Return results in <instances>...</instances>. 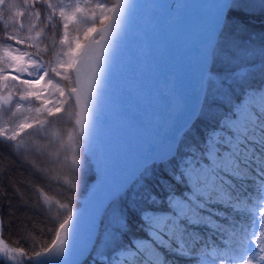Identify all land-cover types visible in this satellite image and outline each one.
I'll return each mask as SVG.
<instances>
[{"label": "snow or ice", "instance_id": "obj_1", "mask_svg": "<svg viewBox=\"0 0 264 264\" xmlns=\"http://www.w3.org/2000/svg\"><path fill=\"white\" fill-rule=\"evenodd\" d=\"M133 8L128 0H0V207L11 190L20 207L32 202L44 226L37 235H54L31 247L0 238V258L264 264V31L250 26L264 19V0L212 8L166 127L138 133L102 173L103 97ZM102 178L107 194L94 197ZM53 181L58 200L47 194Z\"/></svg>", "mask_w": 264, "mask_h": 264}, {"label": "bare ground", "instance_id": "obj_2", "mask_svg": "<svg viewBox=\"0 0 264 264\" xmlns=\"http://www.w3.org/2000/svg\"><path fill=\"white\" fill-rule=\"evenodd\" d=\"M150 1L151 0H134V3H132V0H128L129 3L134 4V8L132 10L131 23H130V26L128 28L126 38L124 40H134L136 37V34L138 33V29L141 28V26H140L141 23H142V26L145 27V30H143V34L139 35V37H141V38L143 37V41H145V39H150L154 33H156V34L161 33V35H162V34H164L163 33L164 30H166L168 33L171 31V28L174 26H175L174 27L175 29L179 28V30L181 32H183V28L184 27L186 28V26H185L186 22H189V25L191 28L190 31L192 33L193 25L196 26L198 23L197 22L198 18L204 15V14H202V12L200 13L198 10H196L197 12L195 14L192 13L193 12L192 7H193V4L196 0H170L166 4V6H165V3L167 0H161L162 1V4H161L162 5V8H161L162 11L160 10L161 14L159 13L160 16L157 17L155 19V22H154L150 17H147V11L149 8V2ZM219 2H220V0H197V3L199 4L197 9H199L200 7H201V9L204 8L206 11L205 16H206V18H209L208 20H204L202 22L201 27L203 28V30L206 28V26L208 25V23L210 21L209 13L211 12L212 8L216 4H218ZM192 22H193V24H192ZM153 25H155V27ZM135 44L132 43L130 45V47L122 48L119 50L118 56L116 58V62L114 64L112 70L115 69L116 67H119L122 65V59H124V57L128 53H130V56H132L134 48H135L134 45L137 46V44H139V42L136 40ZM179 45L181 46V43H179ZM192 52H193V50H186L183 52V54L187 55L188 53H192ZM166 62L168 65L169 64V57H167ZM193 69H195V66L193 67ZM117 75L123 77L124 74L118 73ZM193 75H194V73H191L187 79L188 83L185 82L180 87V90L182 92L184 91V88H185V91L187 90V87L185 85L189 84ZM163 77H164L166 82L170 81L169 77H167L166 75H163ZM113 84L115 85V82ZM169 89L170 88H168L167 91H169ZM173 93L175 94V91ZM121 99H123V98H121ZM164 99L160 103H158L159 107H158L157 112L155 114L153 112L152 116L148 120L149 127L151 130L153 127V131H155V128L157 127V125H159V122L163 119V116H162L163 110L161 107H162V105L163 106L166 105V102H164ZM104 100H106L105 94L103 97L104 111H110L111 106L110 107L106 106L105 104L108 103V101L105 102ZM170 114H171V107H170ZM154 119H155V121H154ZM109 133L111 134V129H109ZM116 137H117V135H116ZM97 186H99V185H97ZM99 192H100V190L97 193H99ZM97 193L94 192L93 194L96 195ZM0 238H1V231H0ZM4 261L6 264H11V262H9V261H6V260H4Z\"/></svg>", "mask_w": 264, "mask_h": 264}, {"label": "rangeland", "instance_id": "obj_3", "mask_svg": "<svg viewBox=\"0 0 264 264\" xmlns=\"http://www.w3.org/2000/svg\"><path fill=\"white\" fill-rule=\"evenodd\" d=\"M170 0H167L165 3L166 4L169 2ZM162 1L161 0H151L149 6L151 7L150 9L148 8L147 11V17L148 15L151 16V19L153 21H155V19L157 17L160 16L161 11H162ZM161 10V11H160ZM160 13V14H159ZM193 24V22H192ZM186 28H190L189 22L185 23ZM191 29V28H190ZM195 29H194V25L192 27V33H194ZM151 54V46L149 44H147L144 47V50L141 54L140 57V63H138L136 66H134L130 71L127 72L126 76H125V90L128 93L129 98H133V96H137V93H141V94H146L149 91V86H150V81H149V77L148 74L142 75V77L139 76L140 73V69L142 64L144 65L146 60L148 59V56ZM128 56V55H127ZM126 56V60L128 59V57ZM133 86H136V89L138 92H132L131 88ZM154 93H153V97L150 99L149 103L150 105L153 107V112L154 114L157 112L158 110V103L159 100L157 99L156 96H154L156 94V92H158L160 90V87H155L154 89ZM115 93V90L112 86H110L106 92V97L108 100H111V98L113 97ZM164 102H166V104H170L171 103V99L170 97H165ZM164 108V107H163ZM143 105L141 102H129L128 99L126 98L125 100H123V102L121 103L120 106V113H119V123L121 125L122 129H126L127 131H135L138 133L139 131V124L141 122V120L143 119ZM111 117V115H109ZM155 121V119H154ZM131 124V125H129ZM53 132H58L55 128H53L52 130ZM162 131L159 132V134ZM96 144H97V149H98V154H99V165L101 168V171L103 173L104 171V161H105V154H104V148L105 145L103 144V141L100 137V135L98 134L97 136V140H96ZM104 154V155H103ZM102 182V179L100 181L97 182L96 185L93 186V190L99 188L100 184ZM99 185V186H97ZM13 202V201H12ZM11 202V209L12 211L10 219L13 220L15 222V226L17 229V232L22 235L23 237H25V234H27V236H31L30 234H35L37 233L40 228L42 227V222L39 219H35V221L37 222H33L31 218L28 217V213L23 211V210H17V207H20L18 205H13ZM22 208V207H20ZM24 212V213H23ZM1 224V221H0ZM2 228V226H1ZM30 233V234H29ZM3 263L5 264V262L3 261Z\"/></svg>", "mask_w": 264, "mask_h": 264}, {"label": "trees", "instance_id": "obj_4", "mask_svg": "<svg viewBox=\"0 0 264 264\" xmlns=\"http://www.w3.org/2000/svg\"><path fill=\"white\" fill-rule=\"evenodd\" d=\"M250 26H251V30L252 31L260 33L262 31H264V19H262L260 17L252 19L250 21ZM256 43L259 44L260 41L258 40ZM62 119H67V118L66 117H62ZM60 122H61V118H56V123L54 125V128H56L57 131H59L60 129L56 125H59ZM4 151H6V150H4ZM7 163H8V161H5V164H7ZM12 166H13V168L19 169V165L15 164V163H13ZM2 170H3V166L0 165V171H2ZM15 176L17 178H21L19 171H17L15 173ZM64 178L66 179L67 177H64ZM25 183H26V181H25ZM3 191H4L3 188H0V195L3 194ZM62 192H63V189L57 186V182L56 181H53L52 182V187L50 188V190L47 191V194L53 200H58V199L61 198V193ZM8 195H9V205H10V207H11V202L12 201H13L12 202L13 205H15V204L18 205L16 203L15 198L11 196V190H9V194ZM22 195H23V199L25 201H27L29 194L28 193H22ZM9 205H3V207H0V221H1V226H2L1 237L6 242H10L11 246L15 247V246H17V244H20V245H23L25 247H31L33 240H36V241L43 240L44 243H49L50 242L49 238H53L54 239V235H52V233H50V232H48L46 234V236H39V235H37V233H35V234H30L29 233L31 235V236H29V237H31V239H25L22 235H20L17 232L16 226H15V222L10 219L11 213L9 211ZM52 206L54 207V205H52ZM45 207H48V205H45ZM16 208H17V210L19 208V210H23V211L27 212L28 213V217L31 218L33 222H37V221H35V219H39L40 220L36 210L32 206V202L31 201L28 202L26 207L20 208V207L16 206ZM43 227L44 226H43V222H42V227L40 228L39 231L43 230Z\"/></svg>", "mask_w": 264, "mask_h": 264}, {"label": "water", "instance_id": "obj_5", "mask_svg": "<svg viewBox=\"0 0 264 264\" xmlns=\"http://www.w3.org/2000/svg\"><path fill=\"white\" fill-rule=\"evenodd\" d=\"M146 111H147V113H148V111H149V109H148L147 107H146ZM144 125H146V122H145ZM99 131H100L101 135L103 136L104 140L107 141V136H106V134H105L104 131H103V122H102V118H101V123H100ZM108 143H109V142H108ZM110 143H111L112 147H114V150H113L112 152H113V155L115 156V155L118 154V149H117V147H116V145H115L114 142H110ZM110 143H109V144H110ZM111 150H112V148H111ZM106 194H107V192H106ZM100 196H101V195H100ZM102 196H103V195H102Z\"/></svg>", "mask_w": 264, "mask_h": 264}, {"label": "flooded vegetation", "instance_id": "obj_6", "mask_svg": "<svg viewBox=\"0 0 264 264\" xmlns=\"http://www.w3.org/2000/svg\"><path fill=\"white\" fill-rule=\"evenodd\" d=\"M158 67H159V72L161 71V68H160V65L158 64Z\"/></svg>", "mask_w": 264, "mask_h": 264}]
</instances>
